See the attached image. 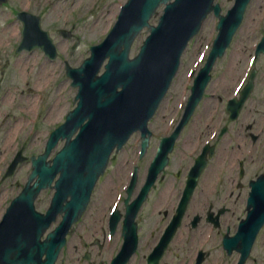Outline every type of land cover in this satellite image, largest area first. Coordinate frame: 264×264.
I'll return each instance as SVG.
<instances>
[{
  "label": "water",
  "instance_id": "obj_1",
  "mask_svg": "<svg viewBox=\"0 0 264 264\" xmlns=\"http://www.w3.org/2000/svg\"><path fill=\"white\" fill-rule=\"evenodd\" d=\"M166 1L130 0L110 35L102 45L94 48L92 56L78 69L67 68V75L74 80L73 86L79 88L75 98L77 107L69 114L66 123L53 133L56 139L52 143L49 141L48 149L41 157V167L38 169V165H34L29 182L35 176L37 181L33 186H26L0 224V264L30 262L32 254L28 250L33 245L37 246V255L46 254L42 264H53L64 235L85 209L112 150L115 147L120 149L134 131H145L146 121L163 95L160 87L170 81L178 68L186 39L198 30L200 21L210 10L214 9L219 15V7L211 6L212 0H176L167 5L158 27H150V16L159 3ZM235 11L225 18L219 17L218 39L202 73L207 74L211 63L227 46L242 15V11ZM191 15H195L193 22L190 21ZM143 27H148L151 35L138 57L129 61L131 42ZM52 54L54 56V52ZM107 58L105 72L96 77ZM204 84L198 79L193 87L187 117L201 98ZM118 88H121L120 92ZM77 130L79 132L72 140ZM58 138H66V142L49 167L44 161ZM57 174L59 178L55 182L56 193L51 207L47 216L41 217L34 213L33 200L41 189L50 186ZM62 213L60 227L40 244L41 232ZM34 233L36 236L30 244L16 238V235L30 237Z\"/></svg>",
  "mask_w": 264,
  "mask_h": 264
},
{
  "label": "flooded vegetation",
  "instance_id": "obj_2",
  "mask_svg": "<svg viewBox=\"0 0 264 264\" xmlns=\"http://www.w3.org/2000/svg\"><path fill=\"white\" fill-rule=\"evenodd\" d=\"M248 19L250 21L239 43L241 51L235 57L237 68L234 72L228 69L229 80L222 73L220 79L211 82V99L219 106V112L202 114L195 120L193 127L180 135L161 176L163 178L153 191L155 193L162 187L157 192L160 197L153 203L149 213L154 219L160 218L158 220L167 225L176 207L164 209L166 200L161 195L167 194L175 185L177 189L172 191L175 195H181L195 159L201 156L205 147L208 148L206 166L192 193V198L196 197V201L190 203L183 217L181 231L177 233L180 238H174L171 242L178 245L192 244L197 248L187 260L180 261L179 251L173 252L169 246L159 264H197L201 253L200 264H226L229 261L227 257L230 256L222 250L221 232L234 231L235 227L230 228L226 224V218L237 212L244 214L249 183L264 173V43L259 54H255L264 37V16L246 20ZM249 81L252 84L251 93L234 117L235 103L227 112L228 103L239 99L240 91ZM152 141L153 137L150 139L151 147ZM149 163L150 161H144L145 169ZM135 167L138 168L134 166L132 170ZM18 186L16 183V187ZM139 188H136L133 196L137 195ZM3 192L4 190L1 193ZM143 216L144 212H141L137 217L138 247L132 258L134 261L131 259L128 264H148L147 258L151 250L143 256L139 252L143 251V244L156 245L166 227L158 228L157 223L154 228L149 223V217L143 219ZM196 217L199 218L198 223L193 228ZM121 228L122 225L119 224L114 235L110 234L106 223L97 230L94 226L88 228L84 225L78 229V233L71 232L69 242L73 241L75 244L69 248L77 251L78 255L80 253L72 264H110L113 256L106 257L104 252L113 237L118 245L122 244ZM182 231L187 240L182 238ZM71 249H66V252L71 254ZM71 260L73 258H63L62 264H71Z\"/></svg>",
  "mask_w": 264,
  "mask_h": 264
},
{
  "label": "rangeland",
  "instance_id": "obj_3",
  "mask_svg": "<svg viewBox=\"0 0 264 264\" xmlns=\"http://www.w3.org/2000/svg\"><path fill=\"white\" fill-rule=\"evenodd\" d=\"M127 0H78L72 5L57 2V0H7L6 5L0 6V93L3 96L0 101V170L6 165L1 163L6 156L10 157L13 151L20 146H16L13 126L15 121L21 124V135L18 139L23 143L28 136L27 131L31 128L29 121L39 119V122L32 121V129L38 133L34 134L28 146L34 147L37 153L41 152L44 144L48 138L47 132L57 128L64 121L65 113H68L74 107V92L75 89L70 90L68 85L70 80L65 77L63 69V60L73 65L79 66L83 59L89 56V47L98 44L102 41L108 33L116 20L119 13V6L123 5ZM225 12L232 4V0H215ZM256 6V5H255ZM255 8V7H254ZM163 7L158 9L157 16L153 18L152 24H156L161 15ZM16 11H30V13L41 16V26L44 30L51 33L54 38L58 50V58L54 61H48L40 53L33 52L30 55L27 53L17 54L15 52L17 43L21 40L19 32L16 31L17 39L15 38V31L12 32V37L7 31V26L15 21L9 20L12 17L10 12ZM14 14V13H13ZM9 20V21H8ZM7 21V22H6ZM6 22V23H5ZM5 23V24H4ZM217 19L211 14L204 22L200 33L191 41L184 54L181 57V63L178 73L172 81L171 88L167 97L159 108V112L155 119L151 122V130L161 134L165 133L173 124H168L172 120V114L176 108H181L185 97L188 93V88L191 85V75L193 71L198 70L203 64L211 48L212 41L216 35L215 26ZM6 25V26H5ZM64 27L70 30L75 38L80 41L78 50L72 55H67V49L70 47V42L63 41L54 34V28ZM12 30V29H11ZM244 29L241 30L243 32ZM147 33L144 30L135 40L132 49L131 57L135 56L139 47L146 38ZM242 39L241 33L236 36L235 44H239ZM60 42V44H59ZM19 44V43H18ZM7 63V64H6ZM225 61L218 63V77L223 71ZM228 65V64H226ZM22 67L26 68L23 72ZM48 76L50 80L48 84L39 83L41 71ZM22 71V72H21ZM220 72V73H219ZM217 73V72H216ZM44 77V76H43ZM227 79V78H226ZM41 80H44L41 78ZM229 80V79H228ZM31 91L30 93L28 91ZM36 94V95H34ZM7 100V102H4ZM73 100V102H72ZM28 102V103H27ZM30 107H33L30 109ZM21 110L27 113L26 117L19 114ZM180 110V109H179ZM18 115V116H17ZM6 121L1 122L2 119ZM163 123H167L163 126ZM36 124V128H35ZM26 128L25 130H23ZM12 135V136H11ZM7 137V141L5 140ZM28 141V140H27ZM134 145L135 142H133ZM20 145V144H19ZM61 147V144L53 151V153ZM32 152V149L28 153ZM134 147H125L122 152L113 156L110 163L95 189L91 195L89 204V212L91 215L85 220V225L90 228L92 226L97 230V226L104 222L101 215L106 213L110 206H113L117 200L114 197L115 192H119L125 183V176L128 170L129 161L132 159ZM149 157V156H148ZM147 157V160H148ZM143 167V165H142ZM144 168V167H143ZM27 172V169H23ZM22 171V172H23ZM144 169L142 171V176ZM141 176V178H142ZM19 180V179H18ZM21 181V180H20ZM107 184L110 188L109 197L105 195L104 189ZM12 184L7 183L2 187V190L7 188V193L0 197V214L8 206L10 201L17 194L16 189H12ZM162 188H160L161 190ZM52 192L45 191L39 195L35 207L38 211L43 212L49 203ZM165 199L166 194L162 195ZM113 199V200H112ZM151 207L144 210L143 219L149 217V223L155 228V225L163 224V221L154 219L149 213ZM155 217V216H154ZM160 221V222H159ZM92 229V228H91ZM94 234V232H92ZM75 243H70V245ZM117 240H112L111 247H117ZM150 244H143V250L149 248ZM181 246V247H180ZM178 248L173 246L171 251L176 253L179 251L180 261L187 260L190 250H195L197 246H192L187 243L181 244ZM259 246V244H258ZM259 256L264 264V240L261 242ZM77 251L72 250L71 254L64 253L65 256L74 261ZM146 251H142L144 253ZM167 264H171L167 262Z\"/></svg>",
  "mask_w": 264,
  "mask_h": 264
},
{
  "label": "bare ground",
  "instance_id": "obj_4",
  "mask_svg": "<svg viewBox=\"0 0 264 264\" xmlns=\"http://www.w3.org/2000/svg\"><path fill=\"white\" fill-rule=\"evenodd\" d=\"M249 20V19H248ZM7 31L9 32V33H12V31H13V29L11 30V29H7ZM10 37H12L11 36V34L9 35ZM232 57V56H231ZM232 60H233V58H231ZM234 61H236V59L234 60ZM236 64H237V62H233L232 63V65H229L227 68H225L223 71H224V73H225V75H226V78H228V76H229V74H230V72H229V70L228 69H230V70H232V72H234V69H236L237 68V66H236ZM22 70H23V72H26V68H24V67H22ZM22 72V71H21ZM229 73V74H228ZM44 76V77H43ZM39 78H40V80H39V83H42V84H44L45 82H46V84H48L49 82H50V80H47L48 79V76H46L45 74H44V70H42L41 71V74L38 76ZM41 78H43L44 80H41ZM33 107H30V109H32ZM22 129V126H21V124L19 123V124H17L16 126H15V128H14V131H19V130H21ZM110 185H108L107 184V188L106 189H104V191H105V195L107 196L106 198H108V196H110L109 194V187Z\"/></svg>",
  "mask_w": 264,
  "mask_h": 264
}]
</instances>
